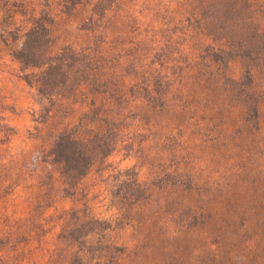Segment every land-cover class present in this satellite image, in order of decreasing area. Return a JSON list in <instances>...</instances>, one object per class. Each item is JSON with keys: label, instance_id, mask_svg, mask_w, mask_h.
<instances>
[{"label": "rangeland", "instance_id": "obj_1", "mask_svg": "<svg viewBox=\"0 0 264 264\" xmlns=\"http://www.w3.org/2000/svg\"><path fill=\"white\" fill-rule=\"evenodd\" d=\"M41 14L53 51L90 50L111 83L171 81L160 108L123 96L120 142L67 195L47 152L91 99L106 106L99 94L51 105L27 83L13 52ZM90 15L60 0H0V264H264V64L256 124L225 81L245 61L199 58L227 38L263 55L264 0H117L86 29ZM141 188L146 197L129 202ZM93 218L108 228L81 246L71 229Z\"/></svg>", "mask_w": 264, "mask_h": 264}, {"label": "trees", "instance_id": "obj_2", "mask_svg": "<svg viewBox=\"0 0 264 264\" xmlns=\"http://www.w3.org/2000/svg\"><path fill=\"white\" fill-rule=\"evenodd\" d=\"M67 11L80 5H89L91 15L87 20L86 29L107 15L117 0H60ZM51 19L41 14L32 20V25L25 31L21 46L14 50V57L20 62L27 83L36 88L39 95L55 105L65 99L99 94L105 109H94L97 99L90 100L93 109L86 112L77 124L60 132L49 151L45 161L55 165L58 175L63 181V192H73L81 179L86 176L94 165L110 156L120 142L124 118H120L119 107L123 96L127 93L141 103L153 107H162L170 91L171 81L160 72L151 73L145 80L125 84L123 81L111 83L103 75V59L96 57L89 50H77L65 45L58 51L52 49ZM226 45L215 47L205 45L199 52V58L211 65L227 66L229 60L239 58L245 61V69L239 79L226 78L230 82L234 98L244 104L246 121L257 124L260 115L261 96L254 86V71L264 59L262 51L253 45H245L239 40L236 44L227 38ZM247 60V62H246ZM32 68L36 71L27 72ZM47 109V115L52 108ZM100 105V103H99ZM131 170L125 171L129 173ZM135 172V171H134ZM137 186L140 184L137 182ZM129 202L135 203L146 197V189L141 188L139 195L131 197L126 194ZM86 228V229H84ZM108 228L105 220L93 218L75 224L70 235L80 245H84L86 237ZM84 229V230H83Z\"/></svg>", "mask_w": 264, "mask_h": 264}]
</instances>
